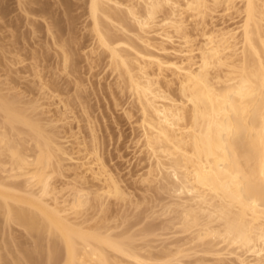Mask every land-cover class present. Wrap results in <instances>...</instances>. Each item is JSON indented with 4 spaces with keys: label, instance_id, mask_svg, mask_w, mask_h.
<instances>
[{
    "label": "bare ground",
    "instance_id": "6f19581e",
    "mask_svg": "<svg viewBox=\"0 0 264 264\" xmlns=\"http://www.w3.org/2000/svg\"><path fill=\"white\" fill-rule=\"evenodd\" d=\"M125 1L89 0L92 30L139 106L144 146L154 158L155 173L148 169L145 179L159 175L168 185L172 200L162 212L171 213L167 226L186 236L152 253L115 227L82 218L87 207L104 212L106 198L121 197L120 181L95 146L87 151L80 139L73 151L55 118L43 120L35 104L0 92V170L7 172L0 203L5 221L34 237L13 263L37 264L33 254L42 252L48 263L61 252V264H264V0ZM219 4L240 20L207 29L204 18ZM188 17L202 26L196 47ZM175 40L179 49L167 47ZM166 70L176 77V93L160 81ZM64 171L82 183L68 193L51 181ZM87 174L99 183L95 189L85 185ZM152 227L138 235L155 233ZM199 253L209 257L182 261Z\"/></svg>",
    "mask_w": 264,
    "mask_h": 264
},
{
    "label": "rangeland",
    "instance_id": "374dc122",
    "mask_svg": "<svg viewBox=\"0 0 264 264\" xmlns=\"http://www.w3.org/2000/svg\"><path fill=\"white\" fill-rule=\"evenodd\" d=\"M88 2L0 0V92L10 97L16 94L22 99L21 105L35 104V113L43 120L55 118V129L65 145L74 146L73 151L78 149L76 141L82 140L87 151L95 146L106 168L120 181L125 192L123 197L106 198L104 212H97V207H87L82 211V218H92L90 222L98 225H111L115 227L114 233L130 236L134 245L148 244L152 253H159L162 246L181 241L186 235L167 226L171 213L162 211L172 200L168 185L164 187L159 175L151 177L150 181L145 179L149 170L154 171V158L144 146L139 106L125 77L113 70L107 53L97 44ZM224 7V4L212 5L213 11L204 18L207 29L238 23L240 16ZM198 21L195 17L187 18L193 47L204 41L202 26L196 24ZM133 33L130 36L135 39ZM151 36L157 42V36ZM173 45L177 49L181 46L180 41L175 40L167 47ZM64 52L68 53L66 64ZM160 81L163 85L168 83L171 93L177 92V80L171 71H164ZM4 157L1 155L0 160L6 159ZM6 174L0 170V178ZM20 181L18 178L14 182ZM51 181L56 189H63L62 193L74 184H82L75 181L70 171L54 174ZM83 181L91 189L99 184L89 174ZM4 216L5 209L0 203V261L14 264V257H21L23 249L33 248L34 237L25 226L15 221L6 222ZM149 225L156 235L141 238L139 231ZM39 227L43 231L42 225ZM60 253L48 263L61 264ZM108 254L116 257L110 250ZM203 256L209 257L199 253L182 261L193 262ZM33 257L37 264H48L44 252L34 253Z\"/></svg>",
    "mask_w": 264,
    "mask_h": 264
}]
</instances>
